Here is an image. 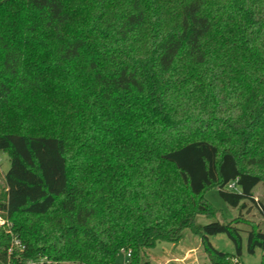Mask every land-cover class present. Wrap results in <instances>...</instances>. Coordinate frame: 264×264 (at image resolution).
Masks as SVG:
<instances>
[{
    "label": "trees",
    "instance_id": "trees-1",
    "mask_svg": "<svg viewBox=\"0 0 264 264\" xmlns=\"http://www.w3.org/2000/svg\"><path fill=\"white\" fill-rule=\"evenodd\" d=\"M0 151V264H156L185 228L199 264H238L240 212L264 219V0H0ZM209 188L239 215L196 223ZM246 247L264 264L262 230Z\"/></svg>",
    "mask_w": 264,
    "mask_h": 264
},
{
    "label": "rangeland",
    "instance_id": "rangeland-1",
    "mask_svg": "<svg viewBox=\"0 0 264 264\" xmlns=\"http://www.w3.org/2000/svg\"><path fill=\"white\" fill-rule=\"evenodd\" d=\"M9 157L5 152L0 151V187H2V174L9 168ZM262 183H258L255 187L254 194L260 198L262 196ZM205 199L217 209L214 219L205 215H197L196 223L206 224L213 220L220 222L231 221L239 215V210L229 206L219 195L216 188H209L204 192ZM248 208L242 209L240 218L237 222L242 234V251L238 257V264H260L263 251L259 248L254 253H248L246 247V231L250 228H258L264 232V219L260 216L257 209L248 203ZM0 224L3 221L0 220ZM7 231L11 228L8 221L3 225ZM210 242L215 248L224 252H235L233 242L226 234H216L209 237ZM18 250V247H14ZM143 257L153 262L158 261L160 264H199L207 261V256L203 251L200 238L193 234L188 228L183 229L182 237L177 242L160 241L153 248L145 249ZM165 257V258H164ZM125 251H120L116 257L114 264H128ZM157 259V260H155Z\"/></svg>",
    "mask_w": 264,
    "mask_h": 264
},
{
    "label": "built area",
    "instance_id": "built-area-1",
    "mask_svg": "<svg viewBox=\"0 0 264 264\" xmlns=\"http://www.w3.org/2000/svg\"><path fill=\"white\" fill-rule=\"evenodd\" d=\"M228 187H230V188H234V185L230 184V185H228ZM0 220L2 221L1 218H0ZM14 245H15V247H18V249H21V248H22V246L20 245L19 240L16 239V238L14 239ZM126 255H127V257H128V256H129V253L126 252Z\"/></svg>",
    "mask_w": 264,
    "mask_h": 264
},
{
    "label": "crops",
    "instance_id": "crops-1",
    "mask_svg": "<svg viewBox=\"0 0 264 264\" xmlns=\"http://www.w3.org/2000/svg\"><path fill=\"white\" fill-rule=\"evenodd\" d=\"M164 258H165V257H164ZM155 260H157V259H155ZM155 263H156V264H160L158 261H156Z\"/></svg>",
    "mask_w": 264,
    "mask_h": 264
}]
</instances>
